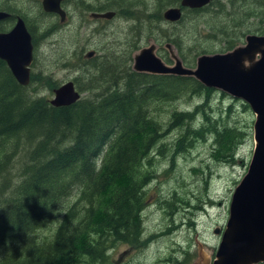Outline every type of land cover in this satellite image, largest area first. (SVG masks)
Returning a JSON list of instances; mask_svg holds the SVG:
<instances>
[{"label":"trees","instance_id":"16d2710c","mask_svg":"<svg viewBox=\"0 0 264 264\" xmlns=\"http://www.w3.org/2000/svg\"><path fill=\"white\" fill-rule=\"evenodd\" d=\"M122 1L79 3L84 11L130 13L131 20L144 17L147 32L151 22L165 20V7L180 3L155 0L156 8L140 16L134 12L143 10L127 13ZM0 9L14 11L5 0ZM182 10L177 24L191 16L197 22V38L208 35L216 40L205 46L198 40L185 44L181 33L163 29L159 42L171 43L186 65L201 54L214 53L217 46L216 51L231 50L248 33L264 34V0H212L201 8ZM219 17L222 23L215 22ZM24 21L33 47V28ZM134 50L132 42L125 56L107 49L104 55L83 58L88 67L80 76L85 82L77 76L73 81L85 94L67 106L32 97L30 86L42 77L29 72L28 83L19 85L0 59V264H114L111 248L145 246L152 235L143 238L141 213L145 187L153 177L152 153H166L168 134L182 125L186 124L173 142L172 157L189 154L211 135L212 157L234 161L242 132L236 126H220L206 112L215 88L192 76L137 72L132 69ZM45 85L50 91L57 87L47 77ZM184 96L201 101L190 109L162 110ZM159 110L165 112V120L159 118ZM233 110L231 103L228 119ZM11 175L16 178L12 184ZM175 262L183 264L184 259Z\"/></svg>","mask_w":264,"mask_h":264},{"label":"rangeland","instance_id":"374dc122","mask_svg":"<svg viewBox=\"0 0 264 264\" xmlns=\"http://www.w3.org/2000/svg\"><path fill=\"white\" fill-rule=\"evenodd\" d=\"M5 1L33 28L36 41L29 71L42 78L31 84L30 95L43 96L48 100L53 97V92L45 85L46 77L56 82L57 86L68 80L73 81L76 76L82 80L83 76L80 75L88 67L83 66V58L87 60L94 55H104L107 49L125 56L133 42L136 46L132 53L133 63L134 53L154 44L155 53L166 64L171 65L173 60L169 48L166 47V44L171 43H160L157 38L163 29L167 34L181 33L180 37L185 44L190 40H198L199 44L205 46L216 41L208 35L203 39L197 38V22L190 19L191 16L182 25L177 24V21L163 20L159 24L151 22L150 32L146 31L148 25L144 22V17H141L142 20L129 18L131 15L128 12L132 9L143 10L134 12L140 16L152 12L156 8L155 0H123L122 6H126L124 10L128 14L110 19L92 18L90 14L94 11L80 9L81 1L97 5L104 0H65L63 9L66 18L63 22L58 15L45 12L41 0ZM215 22L222 23V19L219 17ZM43 33L45 35L42 36ZM243 42L244 39L241 43ZM171 48L177 54L173 45ZM216 50L218 46L215 47V52H220ZM88 51H94V54L86 57ZM195 62L196 59L194 63L184 65L194 68ZM103 66L108 70L105 64ZM84 82L82 80L81 84ZM215 90L211 93L206 112L217 118L220 126H236V130L242 132L241 142L237 144L233 156L234 161L219 162L212 157L211 135H207L206 142L199 140L189 154L179 153L172 157L173 142L183 132L186 124L171 131L166 138L167 152L164 151L163 155L156 151L152 153L153 177L145 187V206L141 213L143 238L150 235L152 237L140 249L125 244L111 248L108 252H111L114 264H176V260L183 259V264H212L220 240V236L213 230L224 229L233 190L247 170L254 147L255 119V114L246 102L221 90ZM84 94L81 93V96ZM200 101L201 98L197 96H184L169 106H163L162 110L174 107L178 110L190 109ZM231 103H234V110L228 119V106ZM162 110H159V118L165 120L166 115ZM12 175L10 184L16 179L13 180ZM168 201L173 205H167ZM172 226L174 229L171 230ZM184 250L188 251L187 255Z\"/></svg>","mask_w":264,"mask_h":264},{"label":"water","instance_id":"95a60500","mask_svg":"<svg viewBox=\"0 0 264 264\" xmlns=\"http://www.w3.org/2000/svg\"><path fill=\"white\" fill-rule=\"evenodd\" d=\"M63 0H41L45 12L54 13L63 22L66 12ZM212 0H180L179 6L167 7L162 12L166 21L175 22L182 16V8H200ZM92 18L110 19L113 11L92 12ZM8 13L0 11V20ZM244 43L231 50L201 54L195 67L185 66L178 55L169 48L173 63L166 64L149 44L133 54L132 69L153 74L192 76L204 86L226 92L246 102L253 113L254 147L247 170L235 186L228 208V218L223 230L214 228L220 236L212 264H258L264 262V34H247ZM31 36L20 17L11 28L0 32V59L19 85L29 81L32 61ZM94 51L85 56L91 57ZM53 106H67L80 99L81 93L72 80L52 89Z\"/></svg>","mask_w":264,"mask_h":264},{"label":"flooded vegetation","instance_id":"af4514ba","mask_svg":"<svg viewBox=\"0 0 264 264\" xmlns=\"http://www.w3.org/2000/svg\"><path fill=\"white\" fill-rule=\"evenodd\" d=\"M65 0H63L62 2H61V7L63 8V2H64ZM205 6V5H204ZM203 7V6H202ZM201 8V7H200ZM191 9V8H190ZM13 10V9H12ZM0 11H4V12H6V13H8V16L6 17V18H3V19H1L0 20V32H6V31H8L10 28H11V26L13 25V23H14V21H15V18L16 17H20L19 15H17L14 11H11V10H2V9H0ZM114 12V11H113ZM47 13H49V12H47ZM115 13V12H114ZM50 14H52V15H57V14H54V13H50ZM182 14H183V10H182ZM115 16V15H114ZM113 16V17H114ZM112 17V18H113ZM21 18V17H20ZM22 19V18H21ZM98 19H104V18H98ZM22 21L24 22V25H25V27H26V23H25V21L22 19ZM26 29H27V27H26ZM248 34H258V33H248ZM247 35V34H246ZM259 35H263V34H259ZM245 38V37H244ZM245 40V39H244ZM244 43V42H243ZM243 43H241V44H243ZM262 263V262H261Z\"/></svg>","mask_w":264,"mask_h":264}]
</instances>
